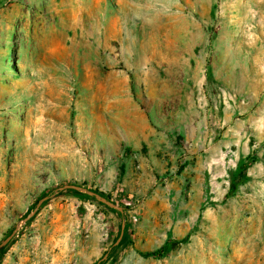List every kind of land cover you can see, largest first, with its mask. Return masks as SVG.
<instances>
[{
  "label": "rangeland",
  "instance_id": "obj_1",
  "mask_svg": "<svg viewBox=\"0 0 264 264\" xmlns=\"http://www.w3.org/2000/svg\"><path fill=\"white\" fill-rule=\"evenodd\" d=\"M0 264H264V0H0Z\"/></svg>",
  "mask_w": 264,
  "mask_h": 264
},
{
  "label": "water",
  "instance_id": "obj_2",
  "mask_svg": "<svg viewBox=\"0 0 264 264\" xmlns=\"http://www.w3.org/2000/svg\"><path fill=\"white\" fill-rule=\"evenodd\" d=\"M59 190H66V189H73V190H77L83 193H88L91 196H95L99 201H101L102 203L108 205L109 207H112L122 213H124L125 211V207L118 205L117 203L109 200L108 198L101 196L100 194H98L97 192L94 191H90L89 189L82 187L80 185H75V184H66V185H62L58 188ZM48 198V196L43 197L42 199L39 200V202L37 203V206L34 210V212H31L27 215V217L25 218V221H28L29 219L32 218V216L37 212V210L39 209V207L42 205V203ZM125 226L126 223L124 222L122 224V231H121V235L117 240V244L121 241L123 234H124V230H125ZM14 233H12L9 237H7V239L1 244V246L5 245L6 243H8L13 236Z\"/></svg>",
  "mask_w": 264,
  "mask_h": 264
},
{
  "label": "crops",
  "instance_id": "obj_3",
  "mask_svg": "<svg viewBox=\"0 0 264 264\" xmlns=\"http://www.w3.org/2000/svg\"><path fill=\"white\" fill-rule=\"evenodd\" d=\"M159 147L158 145H148L147 149L144 153L141 154L142 156V160L144 163H146V165L153 163L156 159H157V155H161L163 158L164 156H170V158L176 157L179 154V151L177 149V147H175L174 150L170 151V152H160L158 150H156V148ZM138 156H140V153H137ZM146 212H150V210H147Z\"/></svg>",
  "mask_w": 264,
  "mask_h": 264
},
{
  "label": "trees",
  "instance_id": "obj_4",
  "mask_svg": "<svg viewBox=\"0 0 264 264\" xmlns=\"http://www.w3.org/2000/svg\"><path fill=\"white\" fill-rule=\"evenodd\" d=\"M236 189H237L236 185L232 184L231 187L229 188L228 194H234L236 192ZM73 191L77 192V193H81L80 191H77V190H73ZM169 250H170L169 244H165L162 247H160L159 249L148 253L147 255L148 256H154V257H161V256L166 255L169 252Z\"/></svg>",
  "mask_w": 264,
  "mask_h": 264
}]
</instances>
